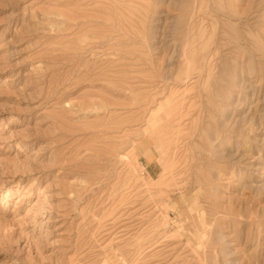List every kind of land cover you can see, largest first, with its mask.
Returning a JSON list of instances; mask_svg holds the SVG:
<instances>
[{"label": "rangeland", "instance_id": "374dc122", "mask_svg": "<svg viewBox=\"0 0 264 264\" xmlns=\"http://www.w3.org/2000/svg\"><path fill=\"white\" fill-rule=\"evenodd\" d=\"M0 264H264V0H0Z\"/></svg>", "mask_w": 264, "mask_h": 264}]
</instances>
